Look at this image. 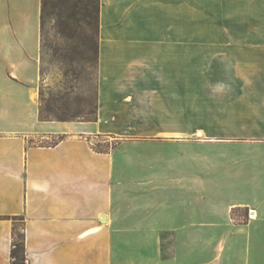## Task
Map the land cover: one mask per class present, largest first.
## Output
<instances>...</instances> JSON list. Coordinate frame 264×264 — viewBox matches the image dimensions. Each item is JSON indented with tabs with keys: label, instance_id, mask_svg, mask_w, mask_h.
<instances>
[{
	"label": "crops",
	"instance_id": "1",
	"mask_svg": "<svg viewBox=\"0 0 264 264\" xmlns=\"http://www.w3.org/2000/svg\"><path fill=\"white\" fill-rule=\"evenodd\" d=\"M41 9L0 0V264L14 217L26 264H264V0H100L94 120L40 118Z\"/></svg>",
	"mask_w": 264,
	"mask_h": 264
},
{
	"label": "rangeland",
	"instance_id": "2",
	"mask_svg": "<svg viewBox=\"0 0 264 264\" xmlns=\"http://www.w3.org/2000/svg\"><path fill=\"white\" fill-rule=\"evenodd\" d=\"M71 5L77 0H55ZM60 9L47 18L44 39L45 46L41 56L40 102L50 118L83 119L95 109L97 87L96 49L97 27L89 32L87 38L93 39L90 49L83 45L79 29L63 23ZM74 35V36H73ZM50 111H47V110ZM114 138H97L95 145L100 149L111 147ZM21 232L23 222L13 220Z\"/></svg>",
	"mask_w": 264,
	"mask_h": 264
},
{
	"label": "trees",
	"instance_id": "3",
	"mask_svg": "<svg viewBox=\"0 0 264 264\" xmlns=\"http://www.w3.org/2000/svg\"><path fill=\"white\" fill-rule=\"evenodd\" d=\"M60 9V16L63 20V23H69L70 26L75 28V36L77 37V29H79V35L83 45L90 49V43L93 39L87 38L89 32L93 27H99V9H100V0H77L72 3L70 6L65 2H60L57 4L55 0H42V9H41V27H42V51L45 46L44 39V29L47 18L55 13L56 8ZM74 36V35H73ZM96 63L98 66V38H97V49H96ZM45 109L40 107V118L43 120L55 119L50 118L49 115L45 113ZM47 111H50L49 109ZM98 116V106H97V87H96V105L95 109L91 111L87 117H84L85 120H94ZM56 119L66 120L65 117H59ZM118 142L116 141L111 145L114 147ZM108 147L106 150L110 149ZM14 219L22 220L21 217H14ZM25 227L23 225L21 232L18 231V228L14 225L13 227V239L11 246V264H26V246H25Z\"/></svg>",
	"mask_w": 264,
	"mask_h": 264
}]
</instances>
